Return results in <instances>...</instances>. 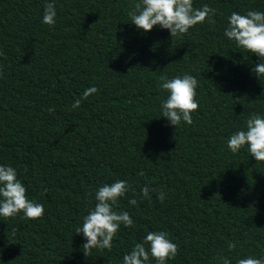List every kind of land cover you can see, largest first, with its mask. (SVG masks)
<instances>
[{
  "label": "trees",
  "instance_id": "obj_1",
  "mask_svg": "<svg viewBox=\"0 0 264 264\" xmlns=\"http://www.w3.org/2000/svg\"><path fill=\"white\" fill-rule=\"evenodd\" d=\"M53 2L50 26L42 20ZM136 2L0 0V165L44 208L39 219L0 217V264H122L150 231L178 245L166 264L264 259V162L247 146L227 148L252 114L264 118V77L251 71L259 57L224 36L232 12H264V0H193L217 10L215 23L173 38L158 25L138 30L128 17ZM185 73L198 81L199 107L175 128L161 116L160 77ZM117 180L130 188L114 210L133 225H121L111 251L85 256L75 228ZM145 186L156 189L150 200Z\"/></svg>",
  "mask_w": 264,
  "mask_h": 264
},
{
  "label": "clouds",
  "instance_id": "obj_2",
  "mask_svg": "<svg viewBox=\"0 0 264 264\" xmlns=\"http://www.w3.org/2000/svg\"><path fill=\"white\" fill-rule=\"evenodd\" d=\"M217 14L215 8L203 5L193 7V0H138L128 12L130 22L138 30L151 31L154 26L169 31L171 38L187 34L189 29L207 19L215 23L213 17ZM56 8L53 3L44 5L42 22L54 25L56 22ZM228 23L224 36L234 42L239 49L259 57L258 63L251 71L258 79L264 77V12L250 10L245 15L232 12L227 18ZM4 53L0 51V56ZM160 89L167 92L166 100L161 102V116L167 118L169 124L175 128L182 122L191 125L192 113L199 105L196 101L198 81L190 74H183L171 79L160 77ZM98 89L93 86L86 89L82 99L95 94ZM81 100L77 99L72 108H78ZM53 109H49L52 111ZM247 146V151L256 162H264V118L252 114L246 120V130L232 134L227 140V148L237 153ZM139 175H144L140 172ZM126 181L117 180L112 184H104L95 193V205L82 217V225L75 228L76 234H83L86 243L82 245L85 256H89L93 249L111 251L112 241L121 225L131 227L133 220L127 211L117 212L120 198L129 191ZM147 186L141 189L140 195L151 199ZM157 199L163 202L164 192L157 193ZM129 204L136 205L137 200H129ZM23 213L27 220L39 219L44 214L43 205L30 200L26 195L25 186L17 179V172L11 166L0 165V217L4 219L16 217ZM167 232L150 231L142 242L136 243L128 254L123 256L122 264H150V258L155 264H166L178 254V245L171 242ZM145 245L148 246L146 249ZM236 244L228 243V249L234 250ZM223 264H231L227 258H221ZM237 264H264V259L251 256L239 259Z\"/></svg>",
  "mask_w": 264,
  "mask_h": 264
}]
</instances>
